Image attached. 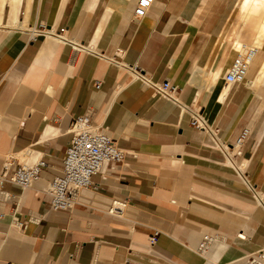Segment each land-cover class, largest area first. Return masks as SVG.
Listing matches in <instances>:
<instances>
[{
	"label": "crops",
	"instance_id": "0c3cea01",
	"mask_svg": "<svg viewBox=\"0 0 264 264\" xmlns=\"http://www.w3.org/2000/svg\"><path fill=\"white\" fill-rule=\"evenodd\" d=\"M12 1L0 0V171L8 155L60 166L70 122L88 110L125 154L70 211L51 208L47 173L27 188L4 180L0 264L227 263L264 248V208L208 134L109 61L181 87V101L229 143L249 128L235 159L264 195V84L224 80L236 55L221 39L236 0H155L141 18L137 0ZM110 198L127 199L124 216L106 213Z\"/></svg>",
	"mask_w": 264,
	"mask_h": 264
},
{
	"label": "built area",
	"instance_id": "2783aa9c",
	"mask_svg": "<svg viewBox=\"0 0 264 264\" xmlns=\"http://www.w3.org/2000/svg\"><path fill=\"white\" fill-rule=\"evenodd\" d=\"M154 1L137 0L134 17L141 18L145 16ZM43 31L31 30V36L35 37ZM77 47L85 48L79 45ZM254 55L255 50L253 49L237 54L233 64L224 74L227 86L238 84L247 77L250 62ZM109 61L127 70L134 80H140L152 88L155 95H159L179 106L182 113L187 112L190 115V124L208 134L212 144L223 153L227 162L234 167L236 174L248 186L257 203L264 208V195L251 182L245 170L237 165L235 159V156L241 153L242 147L250 134L249 128H244L234 142L229 143L219 136V128L208 121L200 106L184 104L181 101L179 97L181 87L173 84L170 80L156 81L139 67L131 66L121 60L109 58ZM99 85L100 82L97 81L96 86ZM69 131L72 133V137L66 147L60 166L53 165L43 157L38 158L32 164H27L17 160L12 155H8L0 171V184L4 180H8L27 188L47 173L49 175L48 186L44 191L49 196L51 208L62 211L72 210L77 204L79 191L83 188L95 187L93 176L101 172L104 164L121 161L125 152L112 138L107 126L93 122L92 110L74 116L70 122ZM127 207V199L110 198L106 202L105 211L111 216L122 217L126 213ZM29 219L36 220L33 217ZM18 224L24 226L25 222L18 221ZM158 233L156 231L155 235L150 237L151 244L155 242ZM211 240V235H204L198 250L203 253ZM210 264H264V248L257 252L247 253L232 262H211Z\"/></svg>",
	"mask_w": 264,
	"mask_h": 264
},
{
	"label": "bare ground",
	"instance_id": "6f19581e",
	"mask_svg": "<svg viewBox=\"0 0 264 264\" xmlns=\"http://www.w3.org/2000/svg\"><path fill=\"white\" fill-rule=\"evenodd\" d=\"M16 2L18 3L19 0H13V5ZM23 22L22 26L28 28V12ZM19 23V19L16 20L15 23L13 18L10 21V24H15V26ZM225 38H228L233 46V56H237L239 52L245 53L250 49L255 50V55L250 62L247 73V75L251 77V81H248H250L253 86L264 84V53L262 51L264 43V0H236V6L223 32L221 42ZM211 74L210 79L212 76ZM227 91L228 89H225L224 92Z\"/></svg>",
	"mask_w": 264,
	"mask_h": 264
}]
</instances>
